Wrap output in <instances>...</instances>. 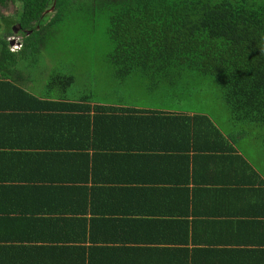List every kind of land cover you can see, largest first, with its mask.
<instances>
[{
  "label": "trees",
  "instance_id": "1",
  "mask_svg": "<svg viewBox=\"0 0 264 264\" xmlns=\"http://www.w3.org/2000/svg\"><path fill=\"white\" fill-rule=\"evenodd\" d=\"M10 1L20 8L15 17L0 18L3 19L4 32H10V26L17 23L30 34L22 33L20 49L15 52L0 36V264H165V260L168 264L169 247L162 249V255L158 256L151 248L137 252L127 245V225L114 217L118 212H112L109 204L102 200V192L91 195V200L86 199L76 210L60 203L61 207L56 208L57 216L51 214L52 206L48 205L46 219L42 220L41 210L28 207L27 193L33 187L35 177L41 171L45 175L47 169L52 175L54 170L53 160L39 158L40 155L52 158L51 152L28 151L41 148L39 139L32 137V132L53 124L44 118L45 125L37 129V114L79 112L75 117L81 120L82 143L88 136L91 138V128L92 135L102 134L98 126L100 122L110 120L106 114L108 111L112 114L123 111L129 116L126 119L133 127L132 135L134 126L138 125L145 130L144 138L149 137V132L153 135L152 141L157 143L159 132L165 133L166 127H171L178 130L177 148L174 149L186 152L204 150L202 142L217 134L222 142L206 143L208 148L220 154L208 159L228 161L230 169H236L234 165L238 162L241 171L257 174L253 166L236 153L228 138L206 116L189 117L155 109L102 106L95 104L93 95L79 102L53 100L50 96L40 99L35 97L34 89L29 91L21 85L26 81L34 82L33 75H40L49 68L46 55L41 51L47 23L54 22L59 14L71 18L75 22L73 26L97 19L100 28L105 30L107 26V61L116 63L124 55L123 48L130 45V58L126 60L130 63L141 62L149 68L152 61H170L175 62L173 65L178 63L177 68L170 71L179 75L187 74L188 70L207 74L215 80L211 81L212 84L218 86L215 91L220 96L214 98L217 103L224 102L232 126L246 134L254 125L257 136L264 140V0H0V4L3 6ZM52 6L53 12L43 16ZM211 64L215 73L205 70ZM182 65L185 68H181ZM255 68L260 69L259 74L255 73ZM23 71H26L25 76ZM131 81L132 85L136 83ZM115 116L114 119L118 118ZM57 117L61 120L67 118L65 114ZM110 122L106 123L107 129ZM29 135L35 143L29 140ZM81 160L86 159L81 157ZM92 162L94 166L95 156ZM83 164V168L91 167L86 162ZM26 166L31 168L30 172H26ZM133 181L134 184L141 182L140 176ZM148 181L141 182L138 188L131 186L124 195L133 190L132 199L143 192L148 197H155V189L146 185ZM261 190L264 188L256 189ZM127 202L130 207L134 204ZM260 216L264 218V213ZM250 221L241 222L245 230L249 225L251 228ZM137 227L140 229L142 225ZM97 232L105 236L97 238ZM88 241L91 243L85 246ZM177 242L183 244L184 239L167 240L173 246ZM173 249L170 251L177 258L188 252V249ZM192 251V257L205 260V264H226L221 261L218 250H202L198 254Z\"/></svg>",
  "mask_w": 264,
  "mask_h": 264
},
{
  "label": "crops",
  "instance_id": "2",
  "mask_svg": "<svg viewBox=\"0 0 264 264\" xmlns=\"http://www.w3.org/2000/svg\"><path fill=\"white\" fill-rule=\"evenodd\" d=\"M30 83L31 81H26L21 86L27 90L30 85L26 84ZM169 94H162L163 99L153 108L147 106L148 101L145 105H140L138 98L135 101L125 98V105L119 102L104 105L94 101L102 106L155 109L189 117L206 116L228 138V143L233 145L236 153L253 166L257 174L249 170L241 171L242 166L238 162L234 165L236 169H230L228 161L208 159L220 154L208 148L206 143L222 142L217 134L208 136L207 141L202 142L201 147L205 144L204 150L177 152L178 130L166 127L165 133L160 131L158 134L159 142L154 143L156 141H152L153 135L148 132L149 137L144 138L145 130L138 125L134 126V136L131 134L133 127L129 125L126 119L129 116L125 112L117 111L112 114L108 111L106 114L110 116V120L102 121L98 126L102 134L92 135L91 128V138L88 136L85 142L80 143L81 120L75 117L79 112H40L35 123L40 127L37 129L45 125L46 119H50L53 124L32 132V137L39 139L41 148L28 151L51 152L52 158L41 155L39 158L43 161L53 160L54 170L52 175L47 169L45 175L41 171L35 177L33 187L28 190L26 204L33 210H41L39 215L42 220L47 216L45 212L48 205L52 206L51 214L57 216L56 208L61 207L60 203H66L72 210H76L81 208L86 199L91 200V195L102 192V200L109 204L112 212H118L114 217L122 219L123 224L126 223L129 232V236H126L127 245L137 252L143 248H151L154 255L161 256L162 249L169 247L168 264H205V260L192 257V250L198 254L210 249L218 250L221 261L226 264H264V225H260L264 222V218L260 216L264 213V190L256 191L264 188L263 153L258 151L261 162L256 163L250 157L251 151L240 140H235L238 132L234 128H220L202 109L203 99L192 105L193 102L185 96ZM35 97L46 98L40 95ZM63 114L67 118L61 120L57 117ZM115 115L118 118L114 119L113 117H117ZM109 121L111 124L107 129L106 123ZM29 140L34 142L30 135ZM260 145L264 146L262 143ZM252 152L255 154V150ZM185 154L188 159H185ZM94 156L96 164L92 166ZM81 157L86 160H81ZM254 157H257L256 154ZM85 162L91 167H81ZM25 168L26 172H30L31 168ZM139 176L141 182L150 181L146 185L155 189V197H148L143 192L132 199L130 195L133 190L127 196L124 195L131 186L138 188L142 185L139 181L134 184L133 178L137 179ZM121 195H124L123 198ZM127 201L134 203L133 206L127 205ZM246 220H252L248 230L241 224ZM139 225L142 228L139 229ZM96 236L102 238L105 235L97 232ZM169 238H177L179 241L183 238L184 243L177 242L173 246L174 244L167 243ZM90 243L88 241L84 245L88 246ZM177 247L188 249V252L177 258L170 251V248ZM229 250L241 252L228 253Z\"/></svg>",
  "mask_w": 264,
  "mask_h": 264
},
{
  "label": "rangeland",
  "instance_id": "3",
  "mask_svg": "<svg viewBox=\"0 0 264 264\" xmlns=\"http://www.w3.org/2000/svg\"><path fill=\"white\" fill-rule=\"evenodd\" d=\"M19 8L17 3L10 2L6 12L15 14ZM64 16L59 14L54 22L47 23V28L42 35L44 40L41 51L46 55L49 68L40 75H33L34 82L26 84L30 85L27 90L34 89L32 92L41 97L50 96L56 100L66 99L73 102L85 101L93 95L94 100L104 105L118 104V102L125 105V98L133 101L138 98L140 105H145L148 101L149 108L158 106V102L163 99L162 94L166 96L170 93L171 96L179 95L189 98L190 102H193L192 105H196L198 100L203 99L202 109L217 126L222 129L235 127L229 121L230 115L224 102L217 103L215 100V96H220L215 91L218 86L215 83L212 84L211 81L215 80L207 74L205 76L203 73H192L193 70H188L186 75L178 77L174 70L170 71L177 68L178 63L173 65L175 62L170 61H152L149 68L143 66L141 62L130 63L126 61L130 58L128 57L130 45L123 48V57L112 64L105 59V51L108 47L105 36L107 26L105 30L100 28L101 23H96L97 19L95 22L87 21L88 24L80 23L73 26L75 22ZM3 37L7 41L14 39L17 43L9 45L11 51L20 49L21 38L14 34ZM183 67L184 65L181 68ZM253 68L254 66L251 68L254 73ZM259 68H255L257 70L255 73H260V69H263V67ZM205 70L215 73L212 64ZM25 73L26 71H23L24 76ZM130 81L136 83L132 85ZM262 96H264L263 93ZM234 129L238 132L235 140H240L247 147L246 149L251 151L250 157L256 163L261 162L258 151L260 150L264 157V146L260 145V143L264 144V140L257 136V127L250 126L246 134L241 133L242 130ZM253 150L257 157H254Z\"/></svg>",
  "mask_w": 264,
  "mask_h": 264
},
{
  "label": "flooded vegetation",
  "instance_id": "4",
  "mask_svg": "<svg viewBox=\"0 0 264 264\" xmlns=\"http://www.w3.org/2000/svg\"><path fill=\"white\" fill-rule=\"evenodd\" d=\"M11 2V1H10ZM10 2H8V3H4V5L2 6L1 4H0V18L2 17H4V18H6V17H15V15H16V13L15 14H8L7 12H6V10L8 9V6L10 7ZM12 3V2H11ZM3 19L1 20L0 19V35H2V36H6V35H13L14 34V32L16 33V34H14V36H16V37H19V38H21L22 39V33H25L26 35H29L30 34V31H28V30H25V29H23L19 24H17V23H14V24H12L10 27V32H7V33H5L4 31H5V28H4V24H2L3 22ZM19 26V27H18ZM19 44H21V42L19 43Z\"/></svg>",
  "mask_w": 264,
  "mask_h": 264
},
{
  "label": "water",
  "instance_id": "5",
  "mask_svg": "<svg viewBox=\"0 0 264 264\" xmlns=\"http://www.w3.org/2000/svg\"><path fill=\"white\" fill-rule=\"evenodd\" d=\"M53 10H54V6H52L50 9L46 10V11L44 12L43 16L46 15V14H48V13H52ZM18 27H19V26H18ZM14 34H16V33L14 32ZM8 42H9V45H11V46H12L13 44H17V43H15V40H14V39L9 40Z\"/></svg>",
  "mask_w": 264,
  "mask_h": 264
},
{
  "label": "clouds",
  "instance_id": "6",
  "mask_svg": "<svg viewBox=\"0 0 264 264\" xmlns=\"http://www.w3.org/2000/svg\"><path fill=\"white\" fill-rule=\"evenodd\" d=\"M16 43V42H15ZM12 52H14V51H12Z\"/></svg>",
  "mask_w": 264,
  "mask_h": 264
}]
</instances>
